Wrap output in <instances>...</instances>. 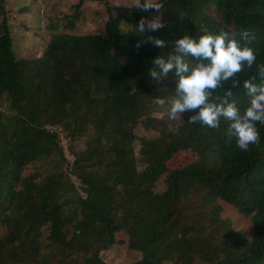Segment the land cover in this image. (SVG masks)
<instances>
[{
  "label": "trees",
  "instance_id": "1",
  "mask_svg": "<svg viewBox=\"0 0 264 264\" xmlns=\"http://www.w3.org/2000/svg\"><path fill=\"white\" fill-rule=\"evenodd\" d=\"M93 1L107 12L104 35L54 31L25 58L14 54L0 0V264H103L102 253L125 242L120 231L142 239L129 264H264V127L241 154L223 120L209 128L190 123L191 113L170 119L175 78L154 81L147 71L185 32L220 30L238 40L247 30L264 67V0H162L160 10L146 11ZM83 2L65 14V28ZM155 16L162 27L135 33L141 17ZM148 36L164 40L163 49ZM234 78L243 115L242 87L255 69ZM181 152L193 158L169 168ZM28 164L33 170L23 173ZM222 202L250 217L249 235L222 214Z\"/></svg>",
  "mask_w": 264,
  "mask_h": 264
},
{
  "label": "clouds",
  "instance_id": "2",
  "mask_svg": "<svg viewBox=\"0 0 264 264\" xmlns=\"http://www.w3.org/2000/svg\"><path fill=\"white\" fill-rule=\"evenodd\" d=\"M162 0H130L128 7L146 11L160 10ZM159 16L152 19L141 17L135 25V33L144 34L162 27ZM154 46L163 49L165 41L148 36ZM243 41V42H242ZM144 41H138L140 47ZM255 39L247 30L240 32L236 39L228 32H206L193 36L185 32L168 51H161L150 59L148 75L154 81L175 78V95L167 98V114L170 119L181 113L188 115L190 123L199 122L209 128H216L221 120L227 122V138L236 151L248 153L260 141L258 130L264 127V67H257V59L252 45ZM192 59H189V58ZM255 69V79L243 84L242 94L247 108L241 114L237 101L232 98V88L239 80L234 75L242 70L251 74ZM225 82L229 87L218 97L213 93ZM155 103L164 105L165 98L155 97Z\"/></svg>",
  "mask_w": 264,
  "mask_h": 264
},
{
  "label": "rangeland",
  "instance_id": "3",
  "mask_svg": "<svg viewBox=\"0 0 264 264\" xmlns=\"http://www.w3.org/2000/svg\"><path fill=\"white\" fill-rule=\"evenodd\" d=\"M78 0H4V9L8 17L10 32L13 38V51L15 56L25 58L37 55L45 45L54 31H66L70 33H88L96 32L104 35V19L107 12L104 3L84 0L80 6L79 18L75 21L74 27L69 29L63 25L65 14L73 11L72 5ZM111 5H121L129 9L130 0H108ZM116 10H114L115 13ZM128 19H131V10L126 11ZM156 17V16H155ZM127 25L121 21V28ZM2 104V103H1ZM0 110H3L0 105ZM138 132L143 133V129L138 128ZM62 144L66 149L63 132L59 131ZM137 147V144H136ZM192 155L188 153H177L169 162V168H176L187 163L192 159ZM33 170L32 164L24 167L23 173H29ZM165 175H162L155 183L154 190L162 191L165 189ZM222 214L228 216L235 228L243 229L249 235L251 233L250 217L241 215L236 212L235 208L222 202ZM3 232L0 226V233ZM117 239L121 238L125 242L120 243L113 248L102 253L103 264H129L137 259L138 252L136 249L142 246V239L136 242L127 240V235L120 231L116 234Z\"/></svg>",
  "mask_w": 264,
  "mask_h": 264
}]
</instances>
